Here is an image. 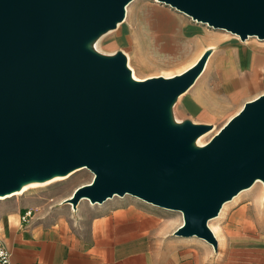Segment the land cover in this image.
I'll return each instance as SVG.
<instances>
[{"label":"water","instance_id":"1","mask_svg":"<svg viewBox=\"0 0 264 264\" xmlns=\"http://www.w3.org/2000/svg\"><path fill=\"white\" fill-rule=\"evenodd\" d=\"M133 0H0V196L87 168L93 180L65 203L130 194L180 211L174 235L218 249L209 226L224 204L264 182V93L204 146L211 124L176 122L173 106L212 50L171 76L138 80L122 51L91 44ZM242 40H264V0H160Z\"/></svg>","mask_w":264,"mask_h":264},{"label":"rangeland","instance_id":"2","mask_svg":"<svg viewBox=\"0 0 264 264\" xmlns=\"http://www.w3.org/2000/svg\"><path fill=\"white\" fill-rule=\"evenodd\" d=\"M127 6L125 19L120 22L119 27L103 34L94 48L108 55L117 51L124 52L128 55L127 64L132 74H136L141 79L180 74L192 66L208 47H214L207 60L208 64L206 63L207 66L196 83L181 96L180 102L178 104L176 102L173 106L176 122L181 123L189 119L194 123L211 124L212 128L209 131L214 128L215 130L207 136L210 140L247 101L264 93V78L254 76L253 87L244 90L245 94L238 101L230 100L223 94L219 72V62L229 54V52L225 53L226 49L241 46V56L244 59L243 50L249 46L247 44L264 46V40L254 36L242 42L238 34L198 22L160 0H133ZM223 66L228 67V65ZM245 72L243 74H246ZM242 77H245V81L246 78L252 79L251 74ZM215 96L219 100L224 99L220 102ZM212 100L217 101L216 105H222V108H217L211 103ZM203 108H207L215 119L207 120V116L200 112ZM75 171L71 172V175L69 173L70 176L63 180L30 188L24 194L8 199L7 202H21L26 198H40L46 203H49L50 198H54V203L62 202L70 197L78 186L93 180L94 174L87 168H79ZM258 180L226 202L225 208H222L220 214L211 221V228L219 243L218 247L233 234L264 232V182H257ZM84 203L93 210H105V208L142 210L155 216L161 237H174L183 248L215 249L213 245L210 246L198 237L174 235V231L183 220L182 214L178 211L157 207L130 194L115 195L104 203L95 204L83 198L78 206ZM69 206L73 208L72 204Z\"/></svg>","mask_w":264,"mask_h":264},{"label":"crops","instance_id":"3","mask_svg":"<svg viewBox=\"0 0 264 264\" xmlns=\"http://www.w3.org/2000/svg\"><path fill=\"white\" fill-rule=\"evenodd\" d=\"M247 45L244 59L242 47L234 46L219 62L223 94L233 101L253 87L254 76L264 78V46ZM247 74L252 79L245 81ZM217 101L211 103L222 108ZM200 112L215 119L207 108ZM10 198L0 199V247L10 252L11 264H264V232L233 234L217 250L183 248L176 238L161 237L155 216L142 210H93L85 203L73 210L67 203ZM25 207H39L28 225L20 221Z\"/></svg>","mask_w":264,"mask_h":264},{"label":"bare ground","instance_id":"4","mask_svg":"<svg viewBox=\"0 0 264 264\" xmlns=\"http://www.w3.org/2000/svg\"><path fill=\"white\" fill-rule=\"evenodd\" d=\"M126 10H128V6H127V9H126ZM176 10H177V9H176ZM180 12H181V11H180ZM182 13H183V12H182ZM184 14H185V13H184ZM186 15H187V14H186ZM120 24H121V23L118 24V27H119ZM184 28H185V27H184ZM185 31H186V30H185ZM109 32H110V31H109ZM106 34H107V33H106ZM251 37H254V36H251ZM251 37H250V38H251ZM99 38H102V35H101ZM99 38L96 39V40L91 44V46H92L93 48H94V46L96 45V43L99 42V41H98ZM240 40L242 41V39H240ZM242 42H243V41H242ZM245 42H246V41H245ZM262 44H263V43H262ZM256 45H257V44H256ZM253 46H254V45H253ZM232 47L235 48L234 46H232ZM254 48L256 49V47H254ZM257 48H258V47H257ZM209 49H210V50H214V47H208V50H209ZM230 51H232V48H231V47H230ZM202 55H203V54H202ZM202 55H201V56H202ZM126 56H127V58H128V55H127V54H126ZM201 56H200V58H201ZM231 56H232V53H231ZM200 58H199V59H200ZM199 59H198V60H199ZM198 60H197V61H198ZM128 61H129V58H128ZM197 61H196V62H197ZM196 62H195L194 64H196ZM128 63H129V62H128ZM207 63H208V62H207ZM194 64H192V66H193ZM192 66H190V67H192ZM206 66H207V64H206ZM190 67H189V68H190ZM186 70H187V69H186ZM183 72H184V71H183ZM133 77H134L135 79H138V80H145V79H146V78H145V79H141V78H139V77H138L136 74H134V73H133ZM185 93H186V92H185ZM185 93H183V94H185ZM183 94H182V95H183ZM182 95H180L179 98L177 99V104L180 102V100H181V96H182ZM257 97H258V96H257ZM177 104H176V105H177ZM243 106H244V105H243ZM242 108H243V107H242ZM242 108H241V109H242ZM237 113H238V112H237ZM237 113H236V114H237ZM236 114H235V115H236ZM233 116H234V115H233ZM233 116H232V117H233ZM232 117H231V118H232ZM231 118H230V119H231ZM230 119H229V120H230ZM229 120H228V121H229ZM228 121H227V122H228ZM227 122H226V123H227ZM226 123H225V124H226ZM207 124H209V123H207ZM214 130H215V128H214L213 130H211V131H209V132H207V133L201 135V136L196 140V145H198V146H204V145H206V144L208 143V141H209L207 136H208L211 132H213ZM219 130H220V129H219ZM219 130H218V131H219ZM218 131H217V132H218ZM217 132H216V133H217ZM216 133H215V134H216ZM215 134H214V135H215ZM212 137H213V136H212ZM88 170H89V169H88ZM77 171H78V170H77ZM75 172H76V171H75ZM73 173H74V172H73ZM71 174H72V173H70V175H71ZM70 175L68 174L67 176H64V177H62V176H56V177H54V178H52V179H50V180H47V181H45V182H32V183L26 184V185H24L23 188L20 189L19 191L13 192V193H11V194H7V195H5V196H0V199H6V198L13 197V196L22 195V194H24V192H26V191L29 190L30 188H35V187H39V186H43V185H49V184H52V183L55 182V181L63 180L64 178H66V177H68V176H70ZM259 181L262 182V180H260V179H259L257 182H259ZM262 183H263V182H262ZM75 190H76V189H75ZM73 193H74V192H73ZM72 195H73V194H72ZM72 195H71V196H72ZM136 198H137V197H136ZM234 198H235V197H234ZM65 199H66V198H65ZM65 199H64V200H65ZM64 200H63V201H64ZM87 200H88V199H87ZM63 201H62V202H63ZM90 203H92V202H90ZM92 204H95V203H92ZM225 206H226V203L224 204L223 208H225ZM222 210H223V209H222ZM178 212L181 213L180 211H178ZM181 214H182V213H181ZM182 217H183V215H182ZM212 220H213V219H212ZM212 220H210V222H209V226H210V228H211V221H212ZM183 222H184V220H183ZM182 224H183V223H182ZM182 224H181V225H182ZM211 229H212V228H211ZM212 231H213V230H212ZM213 232H214V231H213ZM214 234H215V232H214ZM215 236H216V234H215ZM216 237H217V236H216ZM202 240H203V239H202ZM203 241H205V240H203ZM205 242H207V241H205ZM207 244H209V243L207 242ZM209 245L212 246V244H209Z\"/></svg>","mask_w":264,"mask_h":264},{"label":"built area","instance_id":"5","mask_svg":"<svg viewBox=\"0 0 264 264\" xmlns=\"http://www.w3.org/2000/svg\"><path fill=\"white\" fill-rule=\"evenodd\" d=\"M64 201L59 202L57 204H62L64 203ZM55 204L56 203H54V198H50L49 205L53 206ZM38 211H39V207H25L20 213L21 223L28 225ZM0 264H11V254L8 250H6L3 247H0ZM17 264H22V263H17ZM34 264H42V263H34Z\"/></svg>","mask_w":264,"mask_h":264}]
</instances>
